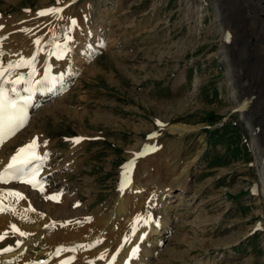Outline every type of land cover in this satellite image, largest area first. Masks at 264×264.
<instances>
[{
  "label": "rangeland",
  "instance_id": "obj_1",
  "mask_svg": "<svg viewBox=\"0 0 264 264\" xmlns=\"http://www.w3.org/2000/svg\"><path fill=\"white\" fill-rule=\"evenodd\" d=\"M69 1L0 0V29L16 31L9 41L16 49L35 46L37 39L48 40L50 46L65 35L71 38L72 46L66 49L78 63L71 83L37 108L24 129L47 135L54 169L56 164L69 170L72 166L50 179L57 180L51 183L57 188L63 182L73 194L70 210L88 216L100 211L110 217L120 199L123 165L143 147H153L150 160L136 159L127 168L132 167L133 183L149 205L159 202L153 193L166 191L170 184L174 190L172 198L163 196L174 229L154 264H264L259 175L264 163V0H114L109 10L108 0V5H102L103 0H77L57 25L37 15ZM71 20L92 32L102 29V35L92 38L96 49L89 55L88 43L78 48L83 41L80 31H74L78 26L70 27ZM185 37L193 40L191 49L179 48ZM228 68L241 109H234ZM62 103L80 116L71 118ZM46 105L60 110L52 112ZM179 124L196 130L183 135L169 131ZM184 168L189 189L181 193L175 191V175ZM131 216L139 217L143 226L142 210ZM67 227L63 242L75 248L76 256L91 258L100 244L88 249L81 242L102 232L88 226V237L78 226ZM107 235L103 244L113 245L116 235ZM11 243L18 245L16 239Z\"/></svg>",
  "mask_w": 264,
  "mask_h": 264
},
{
  "label": "bare ground",
  "instance_id": "obj_2",
  "mask_svg": "<svg viewBox=\"0 0 264 264\" xmlns=\"http://www.w3.org/2000/svg\"><path fill=\"white\" fill-rule=\"evenodd\" d=\"M71 2L69 1V3ZM102 2V5H108L107 0H105V2L103 0ZM68 5L56 8L63 10L59 15L42 16L45 18L41 20L47 21L53 19L55 24L58 21H62L67 12H71V9H67ZM65 11L67 12L65 13ZM215 11L219 32L224 36L222 15L220 13L221 11L217 8V4H215ZM0 24H2L1 21ZM83 26L79 25L78 29H74L76 32L80 31L78 34L81 35L83 41L78 43V48H81L82 43L83 45L88 43L90 48L86 50L89 51L96 49L93 46L94 43L92 38L94 39L102 35V29L96 27L92 32ZM52 30H54V27ZM14 31L15 30L10 29V27L7 29H0V64L7 67L9 63L17 64L21 60L27 61L30 58H35V63L32 67L23 66L15 68L12 76L9 77V79H15L17 76H21L22 73H26V79L29 80V84L26 85L21 83L17 86V90L20 97L28 99L32 111H34L42 106L54 94L65 89L66 85L70 83L74 77L78 63L75 64L73 61L76 58H72V56L69 57L66 52H64L65 56L61 58H58L55 54L57 52V45H59L61 49H64L62 47L63 45H68V42L63 43L65 39L54 41L50 46H48L47 40L41 42L39 45L34 46V44H32L33 46L30 48L29 46H22V49H16L15 45L9 42L13 39L11 35L14 34ZM41 38H43V36ZM99 40L100 39L97 41ZM83 45L82 48L84 47ZM192 47L193 40L190 38L186 39L185 37L179 42V48L181 49H191ZM54 49L56 51L55 53H53ZM68 59L70 63H68ZM222 60H227L225 53H222ZM33 68L35 69V74H33ZM227 78L229 82L228 84L232 90L233 100L237 104V107L234 109H239L238 107L240 106L241 101L240 94L236 87V81L233 78V72L229 68L227 70ZM4 87L6 90H9V94L12 95L10 92L12 84H5ZM26 87L30 90L25 91ZM61 100L66 102V96L61 98ZM47 105V110L49 109L52 112L60 110L57 105L52 106L51 108ZM62 109L67 111L71 118L76 119L80 116L77 112H68L69 110L65 108L63 103ZM194 130H196V128L180 124L173 125L169 128L170 132L179 135L187 134ZM21 135H24V137H22V141L19 142ZM34 139L38 145L36 154L43 159L42 163L40 160H36L30 166L32 168H39V174L34 181L37 183V188H33L31 184L22 182L9 184L0 183V193L19 192L24 197V199L19 200L7 196L4 198L5 209L11 208L13 211L6 210L5 212L0 213V235H3L4 237L3 239H0V264H108L113 256H115L113 264H154L157 262L158 257L156 254L162 245H164V241L168 238V234L174 229L173 227L175 224L174 221L170 220L172 217L170 211H168L166 202H163V196L166 198L173 197L171 196V193L174 191L171 190L172 185L170 184V187L166 191L164 190V192L150 193L149 195L152 194L153 197H151L159 202L156 203V205H154L153 202L152 205H149L150 201L147 202L149 198L145 197L140 186L133 183V171L131 172L130 170L132 167L130 166L127 168L128 166H124L122 182L119 187L120 199L115 211L110 217L106 214L104 215V212L100 211L96 212L95 215L89 216L81 213V211L72 212L70 209L75 203L72 199L73 194L71 195V191L66 188L63 182H61V185L57 188L56 185L54 186V184L57 183V180L54 182L50 180L54 177V173H59L61 170L63 171L65 169L69 170V167L66 168L67 166L65 165L59 167V165L56 164V168L54 169L53 161L55 160L50 156V150L53 145L47 140V135L41 134L39 130H33L30 127L29 130L22 131L0 148V172L11 162V157L15 155L20 148L30 144ZM256 143L253 141V146H255ZM149 149L150 148L147 150ZM73 151V154L77 153L76 149ZM147 152L148 151H146V154ZM138 154V152H135L133 156ZM153 156L141 157L142 160L139 162L142 163L148 161V159H151ZM70 170H72V166ZM185 173H189L186 168H184L180 174L175 175V180L179 183L178 188H175V191L183 193L189 189L187 185V177L189 174L184 177L183 174ZM259 175L264 194V163L261 165ZM42 181H45V184L41 186L40 183ZM51 183L54 184L52 185ZM49 197H55V199H50ZM128 199L130 201H128ZM71 200H73V205ZM163 207L164 211H160ZM137 210L139 212L142 210L143 215L146 218L145 221H148L147 223L144 221L143 226H140V222H142L140 219L137 220L136 217L133 219L131 216L132 212L134 211L136 213ZM140 217H142V214ZM12 225H15L17 229L24 232L26 235L20 236L18 232L13 231L11 227ZM67 226L70 227L69 230L77 228L78 226L88 237L90 236L88 234L89 232L87 233V230L89 229L88 226H93L99 229L98 231L102 232L99 235L97 234L98 238H90L81 242V246L88 249L92 248L91 246H94V244H100V246H98L99 249L95 250L94 248L93 250H95V252L89 254L91 258L87 257L85 259L76 256L75 248L70 247L71 245L69 246V244L63 242L62 236L66 235L63 231L68 228ZM134 228L135 231H133ZM108 233L116 235L117 240L113 245L107 243L105 245L103 244L105 240L104 238ZM100 235L101 237H99ZM12 239L18 241L19 247L15 244H10ZM76 245L73 246L76 247ZM6 248L12 250L3 252V249ZM134 251L135 255H133Z\"/></svg>",
  "mask_w": 264,
  "mask_h": 264
},
{
  "label": "snow or ice",
  "instance_id": "obj_3",
  "mask_svg": "<svg viewBox=\"0 0 264 264\" xmlns=\"http://www.w3.org/2000/svg\"><path fill=\"white\" fill-rule=\"evenodd\" d=\"M59 2V0H58ZM62 9H48L42 10L37 13L38 16L45 15H59ZM77 26L75 20H71L70 27L74 28ZM2 27V26H0ZM68 37H66L67 39ZM37 45L40 44V40H36ZM57 52L55 53L58 58H61L66 52V48L61 49L59 45L56 46ZM35 63V58H30L29 60H21L17 64L9 63L7 67L0 64V145L5 142L6 138H11L17 131H19L27 122V105L28 99L22 98L19 95L17 86L21 83L29 84V80L25 79L23 76H17L15 79H9L12 76L13 70L18 67H32ZM7 74V75H6ZM33 74H35V69L33 68ZM47 79V77H46ZM11 83L12 87L9 94V90H6L4 85ZM29 88H25V91H29ZM159 123V122H158ZM74 143H79V139L75 140ZM38 145L34 139L30 144L20 148L15 155L11 157V162L7 167L0 172V183L9 182V177L16 179L22 183L31 184L33 188H37V183H35V178L39 174V168L30 167L34 161L40 160L41 163L43 159L36 154V149ZM5 196L9 198H15L17 200L24 199L23 195L19 192H8L0 193V213L7 211H13L11 208L5 209L4 198ZM50 199H55V197H49ZM140 218L138 217L137 220ZM148 221H145L147 223ZM13 231L18 232L20 236H25L26 234L16 228L15 225L11 226ZM135 231V228L133 229ZM6 235V234H5ZM3 235H0V239H3ZM19 247V244L17 245ZM12 249H3V252L11 251ZM138 251V250H137ZM135 255V251L133 252ZM103 258V257H101ZM115 256H113V261Z\"/></svg>",
  "mask_w": 264,
  "mask_h": 264
}]
</instances>
